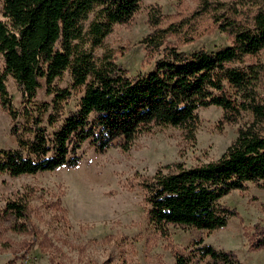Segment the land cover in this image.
Instances as JSON below:
<instances>
[{
  "label": "trees",
  "instance_id": "trees-1",
  "mask_svg": "<svg viewBox=\"0 0 264 264\" xmlns=\"http://www.w3.org/2000/svg\"><path fill=\"white\" fill-rule=\"evenodd\" d=\"M240 3L241 10L229 9L217 25L231 44L215 51H179L167 44V31L150 16L151 27L156 28L143 45L149 57L162 48L161 56L151 71L131 77L114 57L104 54L96 60L92 52L102 46L114 25L132 20L139 0H0L5 19L0 20L4 60L0 97L15 139L13 149L0 150V173L19 177L74 169L85 142L105 152L122 140V149L128 150L137 134L154 125L193 132L199 109L220 108L221 124H236L247 112L251 121L238 129L234 142L217 160L166 166L140 183L150 223L207 231L226 227L237 212L223 199L249 183L262 182L264 189V97L259 95L264 67L246 63L264 50V0ZM90 13L94 19L85 30ZM83 43H88V50L80 49ZM67 71L71 87L57 89L54 82ZM8 76L22 95L21 108L11 104L5 86ZM40 80H45L49 101H35ZM83 87L77 109L66 112L72 92ZM28 209V201L20 197L7 202L3 214L13 219L12 231L30 233L36 240L39 234ZM252 229L247 234L249 248L263 249L264 226ZM196 254L205 264H240L234 253L209 245H199ZM175 264L191 260L179 254Z\"/></svg>",
  "mask_w": 264,
  "mask_h": 264
},
{
  "label": "rangeland",
  "instance_id": "rangeland-1",
  "mask_svg": "<svg viewBox=\"0 0 264 264\" xmlns=\"http://www.w3.org/2000/svg\"><path fill=\"white\" fill-rule=\"evenodd\" d=\"M241 0H139V10L128 23L114 25L101 47L93 50L96 60L104 54L133 77L153 69L161 51L149 57L143 40L156 27L167 31V44L181 52L215 51L229 46L231 39L217 29L229 9L243 8ZM205 7L195 14L197 10ZM157 10V11H156ZM154 15V16H153ZM94 19L90 13L84 29ZM0 20H5L0 9ZM88 43L80 49L88 50ZM246 63L264 67V50ZM4 60L0 57V73ZM70 71L54 82L57 89H69ZM264 84V77H263ZM6 90L14 108H21L22 95L10 76ZM84 87L73 91L66 112L75 111ZM264 97V88L259 89ZM51 99L45 80H40L36 102ZM222 110L199 109L195 131L151 126L136 135L128 150L122 140L99 152L89 141L80 151L81 161L74 169L11 177L0 173V264H175V257H189L191 264H205L196 254L199 245L235 254L240 264H264V248L252 251L247 234L256 225L264 226L263 183H249L243 191L223 199L226 207L237 212L226 227L197 230L175 225H154L147 217L141 181L173 164L186 167L217 160L237 137L238 129L251 121L242 112L236 124H221ZM12 122L0 97V150L13 149ZM24 198L28 217L38 232L16 233L9 227L13 219L4 215L6 203ZM46 239L42 245L40 240ZM12 262V263H10Z\"/></svg>",
  "mask_w": 264,
  "mask_h": 264
}]
</instances>
